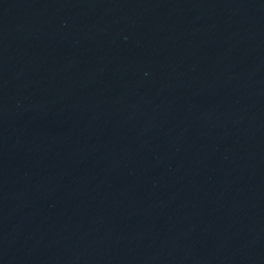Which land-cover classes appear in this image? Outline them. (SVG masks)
Masks as SVG:
<instances>
[{"label": "water", "instance_id": "obj_1", "mask_svg": "<svg viewBox=\"0 0 264 264\" xmlns=\"http://www.w3.org/2000/svg\"><path fill=\"white\" fill-rule=\"evenodd\" d=\"M0 264H264V0H0Z\"/></svg>", "mask_w": 264, "mask_h": 264}]
</instances>
